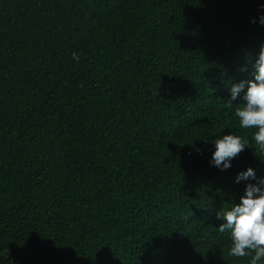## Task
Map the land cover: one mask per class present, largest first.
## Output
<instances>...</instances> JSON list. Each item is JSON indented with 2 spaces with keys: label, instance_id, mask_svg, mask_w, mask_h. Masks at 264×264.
<instances>
[{
  "label": "trees",
  "instance_id": "trees-1",
  "mask_svg": "<svg viewBox=\"0 0 264 264\" xmlns=\"http://www.w3.org/2000/svg\"><path fill=\"white\" fill-rule=\"evenodd\" d=\"M261 2L0 0V264H250L217 214L264 177L227 103Z\"/></svg>",
  "mask_w": 264,
  "mask_h": 264
},
{
  "label": "clouds",
  "instance_id": "clouds-1",
  "mask_svg": "<svg viewBox=\"0 0 264 264\" xmlns=\"http://www.w3.org/2000/svg\"><path fill=\"white\" fill-rule=\"evenodd\" d=\"M261 14L259 23L264 25V0L260 4ZM253 22H256L255 19ZM72 58L79 61L77 53ZM243 70V69H242ZM228 106L232 107L234 101L239 99L241 106L235 109L239 126L242 129H254L252 139L260 151H264V44L256 56L253 66L252 78L242 79L230 86ZM212 151L209 163L220 169L227 170L232 167V160L237 157L249 141L232 133L219 136L212 141ZM248 182L239 203L233 205L218 217L223 222L219 225L220 232L230 233L229 255L232 257H251L250 264L264 262V177H257L256 170L248 167L237 173L236 182Z\"/></svg>",
  "mask_w": 264,
  "mask_h": 264
}]
</instances>
